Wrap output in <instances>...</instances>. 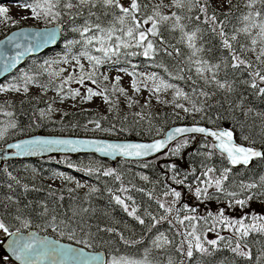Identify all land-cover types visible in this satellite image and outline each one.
<instances>
[{
  "label": "snow or ice",
  "instance_id": "obj_1",
  "mask_svg": "<svg viewBox=\"0 0 264 264\" xmlns=\"http://www.w3.org/2000/svg\"><path fill=\"white\" fill-rule=\"evenodd\" d=\"M222 2L230 5L229 11L222 13L223 19H218L220 14L213 8L210 0H170L169 4L160 0L154 5L151 0L147 2L145 0H31L30 3H25L24 7L30 9L29 18L43 21L45 27L26 28L6 40H0V67H2L0 75L15 68L26 54L40 51L49 45H56L62 39L65 51L59 58L44 60L38 65L39 71L21 70L19 76L13 77L11 81L0 83V94L16 93L28 97L31 87L35 86L43 92L49 89L55 90L61 102L67 98L73 100L79 98L80 102H88L94 97H99L108 105V111L113 112L121 96L126 99L129 108L139 103L125 87L121 86L124 77L127 76L131 78L130 88L134 93L139 94L143 87L151 96H155L158 102L170 103L174 109H180L193 118L199 114L200 120L206 119L208 123L216 126L205 127L201 126L200 121H195L191 126L172 128L162 139H152L151 142L143 143L55 136H33L7 143L5 155L0 157L2 159H8L7 150L12 149L14 151L10 155L15 157L53 152L91 151L113 159L123 157L144 160L162 151L164 158H183L182 153L197 142V135L203 137L199 148L189 154L204 158L200 161L199 172L191 161L187 163L184 174L177 162L166 163L165 179L170 180L171 183L163 184V191L159 196L154 192L146 193L158 206L157 212L144 209L141 213L140 206L129 194L132 190L145 193L143 188H136L135 185L129 188L123 183L115 190L107 188L110 203L114 202L127 216L145 226L147 232L157 230V234L151 240V248H145L139 256L121 254L118 249L111 253L85 251V248L94 247L91 241L101 232L115 234L127 246L141 243V240L126 238L115 227L96 226V233H93L92 225L84 218V214L90 212L94 214L96 209L88 207L74 210L71 217L58 219V215L53 214L45 220L46 228L58 231L61 236L67 235L68 240L85 247L61 244L59 240H52L47 236L41 238L36 233L24 235L22 229L30 228L32 220L25 217L17 207L14 214L8 213V215H11L13 221L18 222L19 227L15 231H10L5 213H0V233L14 237L9 241L8 247L20 264H154L150 258L152 249L164 250L173 245L183 259L175 261L169 256L167 264H186V261L193 264H237L238 259L245 264H264V201H261L260 211L254 207V203L264 197V175L258 180L247 182L241 180L239 183L233 181L231 185L234 187L229 185L233 168L240 165L248 168L254 160L264 161V149L257 147L255 139L249 135L243 137L249 142L247 145L237 143L234 129L221 128L216 123L222 118L221 116L217 115L214 119L208 115L210 109L223 106L219 100L210 103L217 92L224 94L229 110L243 108L246 97L242 93L239 94L238 101L229 100L231 94L237 93V83L251 89L256 97L264 99V0H246L244 6L247 12L236 18L242 26H233L231 31L227 30L229 20L233 16L231 8H237L238 5L233 4L232 0H222ZM257 5H260V8H257ZM162 8H168L169 13L165 14ZM173 8L181 12L186 9L187 13L196 9L199 14L183 15L181 12L171 11ZM8 13L7 7L0 6V17L5 21L11 19ZM185 19L190 22L195 20L198 23L193 29L188 30V25L183 23ZM77 20H81L82 23H77ZM48 25L52 26L48 27ZM66 25L67 31L77 34L78 38L64 39ZM200 25H207V28L203 29ZM164 30L180 33L176 44L165 38ZM206 33H211L214 38L219 39L222 54L215 61L203 55L206 51H212L211 48L205 47ZM241 36L245 38L243 42ZM19 37H23L28 43L21 45ZM6 44H13L18 49L14 56L6 54L4 50ZM177 44H183L188 49V54L178 61L174 71L162 63L148 65L161 68L168 79L155 71L140 72L138 70L140 65L133 62L132 58L137 57L155 62L161 54L174 59L181 57L183 53ZM21 48L23 50H19ZM77 48L78 50L73 52V49ZM82 61H86L87 66ZM59 65L67 67H54ZM229 70L232 73L231 78ZM221 72L224 74L223 77ZM64 73L67 75H63ZM45 74L48 79L42 82L39 77ZM245 74L246 78H243ZM170 80H181L185 83L191 81V92H186ZM72 84L78 87L73 88ZM168 90H173L172 100H161L160 94ZM180 100L186 101L187 106L179 102ZM25 103H31V100L20 101L21 105ZM150 103L151 97L145 101L143 107H148ZM14 107L10 99L0 102V114L13 118L0 126V141H5L9 130L18 129L14 111L8 110ZM54 111L51 103L48 104L47 111L38 110L42 119L49 117ZM249 114L261 119L258 134L264 137V113L249 107L244 111V115ZM174 115L177 118L180 116L179 112H174ZM135 116L141 120L145 118L140 112L135 113ZM103 119L107 117L102 116L90 120L89 123L94 124L93 130L112 132L115 125L111 128H103L101 125ZM119 131L124 132L127 129L122 127ZM172 142H175L174 145ZM261 143L264 144V139ZM0 147L4 146L0 145ZM217 154L222 162L226 161L229 166L218 168L209 163ZM151 163L152 161L143 162L141 166L148 168ZM67 167L77 166L67 162ZM77 170H82L89 176L96 174L97 179L100 176L112 177L116 181L122 179L114 168L102 169L89 166ZM4 171L7 172V169ZM7 175L17 184L20 183L11 172H7ZM53 175L56 178L71 180V177L62 172ZM140 178L149 180L147 175H141ZM76 186L84 187L79 182ZM8 187L11 189L12 185L9 184ZM23 187L28 190V185ZM68 191L71 192L72 189ZM89 191L96 193L99 189L93 186ZM186 197L194 198L199 204L215 201L216 210L209 209L205 214H200L198 206L183 202ZM60 199L62 200L63 197ZM7 200L18 203L12 196L7 197ZM0 204H4L7 212L9 205L3 201H0ZM42 208L41 216L48 217V206L43 204ZM78 216L79 220L76 219ZM145 217L148 218L147 223ZM164 223L170 226V231L174 230L176 237L181 238L178 243L165 231L159 230L158 226ZM77 229L84 234L82 237L78 238ZM224 232L228 235H223ZM210 234H214V238H209ZM224 251L229 252L231 256H223L216 260L217 254Z\"/></svg>",
  "mask_w": 264,
  "mask_h": 264
},
{
  "label": "trees",
  "instance_id": "obj_2",
  "mask_svg": "<svg viewBox=\"0 0 264 264\" xmlns=\"http://www.w3.org/2000/svg\"><path fill=\"white\" fill-rule=\"evenodd\" d=\"M4 2H18L25 4L30 3L31 0H0V4ZM236 5H238L237 8H231L233 16L229 20L227 29L229 31H231L233 26H242L240 21L236 18L239 17L242 13L247 12V9L244 6H240L239 3ZM213 8L216 9L214 6ZM257 8H260V5H257ZM229 9L225 11H219L218 9H216L220 14L218 15V19H223L224 17L222 13L229 11ZM177 11L181 12V10ZM181 14L195 16L199 13L196 9H194L191 13H187V10L185 9L181 12ZM77 23H82V21L77 20ZM183 23L188 25V30H191L197 25L198 22H196L195 20L191 22L186 20ZM18 26V24L13 23L11 29H14ZM67 27L68 26L66 25L64 39L78 38L77 34L67 31ZM200 27L206 29L207 25H200ZM163 35L166 39L170 40L171 43L176 44V41L179 39L180 33L178 31L168 32L167 30H164ZM240 39L242 42L245 40L243 36H241ZM204 40L206 42V49L211 48L212 51H206L203 55H205V58H209L215 61L222 54L219 46V39L214 38L211 33H206L204 36ZM60 43L61 46L58 45L56 49L60 47H62L60 49L64 48L63 39ZM177 47L181 49L183 55L175 59L164 54L158 56L155 62L148 61L143 57L132 59L133 62H141L145 69H148L151 72L155 71L161 76H164L165 79H168L161 68L149 67L148 65L152 63H162L167 65L170 70L174 71L178 61L184 59L188 54V49L183 44H177ZM77 50L78 48L73 49V52H76ZM44 55L45 54L39 55L36 58L39 61H42ZM23 67L24 69L28 70L39 71L38 65L31 64L28 60L25 62ZM223 75V72H221V77H223ZM229 76L230 78L232 76L231 70H229ZM193 78H195L194 74ZM243 78H246V74ZM39 79L44 82L48 78L45 74L43 76H40ZM170 82L182 87L186 92H191V81L185 83V81L181 80H170ZM200 83L202 84V81H200ZM241 93L246 97L243 108L229 110L228 101L224 99V94L221 92H217V95L213 98L212 101H210V103H215V101L219 100L221 101V104L223 106L210 109L208 115L212 116L214 119L217 115L221 116L222 118L219 119L216 123L221 128L234 129L235 136L238 142L248 144L249 142L245 141L243 137L245 135H249L252 139H255L256 146L258 147L260 145H263L261 143V140L264 139V137L258 134L260 132L261 119L257 116H254L253 114L245 116L244 111L247 108L251 107L257 112L264 113V99L256 97L252 94L251 89H247L244 85L237 83V93L231 94L229 100L232 102L238 101L239 94ZM31 98L32 97L26 98L30 99L31 103H25L21 105L20 102H13L15 107L8 109L9 111H14V119L18 123V129L9 130L8 138L5 140L4 144L25 136L39 133L152 140L163 135L165 130L174 124H193L195 121H200V124H205L209 127L216 126L208 123L206 119L200 120L199 114H197L193 118L192 116L185 114L182 110L181 112H179L178 110H174L162 105L156 110L146 108H132L127 112L122 111L119 106H117V108L113 112H109L107 110L105 113H98L92 109L81 108L79 110L68 113V115H63L59 120H54L51 115L42 119L39 116L38 110L44 109L46 111L47 105L41 98ZM138 112L144 114L145 118L143 120L135 116V113ZM174 112H179V118L174 115ZM149 113L150 115H148ZM102 116L107 117V119L101 120L102 127L111 128L113 125H115V129L111 133L116 134V137L108 136V134L99 130H93L95 126L94 124H90L89 121L99 119ZM125 117L127 119H125ZM137 121L139 122L137 123ZM36 125L39 126L37 127ZM73 125H75V127H73ZM122 127L126 128L127 131L120 132L119 129ZM20 129H23V131H21ZM157 129H159V134H157ZM202 142L203 137L197 138V142L192 144L188 149L185 150L184 153H182L183 158H164L163 153H161L150 159L138 162L120 160L116 163H110L100 160L95 155H55L36 159L7 161L0 167V201L8 204L9 207L7 209V212H5L4 204H0V213H5L6 221L10 225V231H15L16 228L19 227V224L18 222L13 221L11 215H8V213L14 214L16 208L18 207L21 209V212L25 217H28L32 220V226L28 229H22V231L34 229L39 233L45 234L47 230L51 229L45 227V220L47 218H50L51 215L56 214L58 215L59 219L71 217L74 210L78 211L83 207H88L90 209L94 208L96 209V212L94 214L91 212L88 214H84V218L87 219L90 225H92L91 231L93 233H96V226L115 227L119 231H121L126 238L141 240V243L134 246H127L123 244V242L120 241L119 237L115 234L101 232L98 233L91 241L94 247L88 249L102 250L103 252L107 253H111L114 250L118 249L121 254L139 256L140 254H142L145 248L152 247L151 240L157 234V230L153 229L151 233L147 232L145 226L140 225L135 219L127 216V214L123 212V210L114 202L110 203V195L107 192V188H112L113 190H115L116 188L121 186V183L129 188H131V185H135L136 188H143L145 189V193L132 190L129 194L134 197L137 204L140 206L141 213L144 209L157 212L158 206L156 205L154 200L149 199L146 193L154 192L155 195L159 196L163 191V184L171 183L170 180L165 179L166 169L164 168V165L166 163L177 162L181 168L182 174H184V172L187 170V163L191 161L192 165L197 167L199 172L200 161L204 158L202 156L193 157L189 154L192 153L194 149L199 148L200 143ZM202 151L204 150L202 149ZM158 156L161 158L157 159ZM147 161H152L150 166L148 168L142 167V163ZM67 162H71L77 167L69 168L67 167ZM209 163L214 164L218 168L229 166L227 165L226 161L222 162L218 154L214 156L212 160L209 161ZM89 166L101 167L102 169L114 168L116 169L117 173L121 175L122 179L121 181H116L112 177L104 176H100L99 179H97L96 174L89 176L86 175L84 171L77 170V168L84 169ZM4 169H7V172H11L12 175L20 181V183L17 184L14 180H12L7 175V172L4 171ZM55 170H60L61 172H69L72 175L89 180L95 185V187L99 189V191L96 193H90V188H88L85 191L80 192L73 188L68 183V181H65V183L61 187H54L46 182L45 177L52 175ZM141 175H147L149 177V180H142L140 178ZM261 175H264V161L255 160L248 168H233V172L230 175L229 185H231V182L233 181L235 183H239L241 180L245 182L250 180H258ZM9 184L12 185L11 189L8 187ZM23 185H28L27 191L24 189ZM173 186L176 187L175 185ZM231 186L234 187V185ZM68 189H72V191L70 192L68 191ZM186 191L187 190L185 189V192ZM9 196H12L14 198V201H18V203L8 201L7 197ZM60 197H63V199L61 200ZM261 201H264V197L260 198V200L254 203V207L257 209V211L261 210ZM183 202L198 206V212L200 214H205L209 209L215 211L217 207L215 201L206 202L205 204H199V202L195 201L194 198L190 197H186ZM43 204H46L49 208L48 217L41 216V213L43 211ZM26 205L28 207H25ZM105 213H107V215H105ZM76 219L79 220L80 217L78 216L76 217ZM145 219L147 223L148 218L145 217ZM158 228L160 231H165L166 234L169 235L170 238H173L177 243L181 239L180 237L175 236L174 230H169L170 226L167 223L159 225ZM222 234L228 235L227 232H224ZM83 235L84 234L80 232L79 229H77L78 238L82 237ZM58 238L63 241H70L75 243V241L68 240L67 235L61 236L59 232ZM257 239H259V237H257ZM105 241H111V243H105ZM81 246L85 247L82 244ZM169 256H171L175 261L183 259V257H181L175 251V245L170 246L164 250L153 248L150 258L154 261V264H167ZM223 256H231V254L227 251H224L222 253H218L215 259L219 260ZM186 264H193V262L186 261ZM237 264H245V262L238 259Z\"/></svg>",
  "mask_w": 264,
  "mask_h": 264
},
{
  "label": "rangeland",
  "instance_id": "obj_3",
  "mask_svg": "<svg viewBox=\"0 0 264 264\" xmlns=\"http://www.w3.org/2000/svg\"><path fill=\"white\" fill-rule=\"evenodd\" d=\"M145 2H147V0H145ZM151 2L154 5V4L159 3L160 0H151ZM245 2H246V0H232L233 4L239 3L240 6H244ZM164 3L169 4L170 0H164ZM211 3L219 11H225V10L230 8V5L226 2H222V0H211ZM24 5H25L24 3H18V2L17 3L4 2V3L0 4V6L7 7L9 9L8 15L11 18L10 20L5 21L2 17H0V39L8 31L11 30V27H12V24L14 23V21H18V23H16V24H18L19 26H34V27H44L45 26L43 21H37L35 19L29 18L30 17V9H26L24 7ZM161 10L165 14H168L170 11L168 8H162ZM171 11H177V9L173 8V9H171ZM186 20L187 19H185L183 22H185ZM48 26H52V25H48ZM60 48H62V47H60ZM60 48L54 49V50H51V51H48L47 53H45L42 61H39L36 57L29 58L28 61L31 64L39 65V64H42L44 60H48V59H51L54 57L59 58L60 56L63 55V53L65 51L64 48L63 49H60ZM82 62L85 63L87 66L86 61H82ZM134 63H137L140 65V68L138 69L140 72H146V73L151 72L148 69H145L141 62H134ZM122 66L127 67V65H122ZM54 67H67V66L66 65H59V66H54ZM21 70L29 71V72L32 71V70L24 69V67L22 66L15 73H13L9 77L2 80L0 83H7V82L11 81L13 79V77L19 76ZM129 70H131V69H129ZM63 75H67V73H64ZM111 75H115V73H111ZM130 81H131V78L125 76L122 83H121V86L125 87L129 91V94L132 95L134 99L138 100L139 103L134 104L131 108H129L127 106L126 99L121 96L119 98L118 106L122 111L127 112L132 108H135V109L146 108V109H155L156 110L161 105L174 109V107L170 103L169 104H163V103L158 102L157 99L155 98V96H151L149 91L147 89H144L143 87H142V91L139 94L134 93L130 88ZM58 82L59 81H57V83ZM101 86H103V85H101ZM71 87L75 88V87H78V85L72 84ZM109 87H110V85H109ZM81 90L83 91V89H81ZM28 97H36V98L43 99L44 103L47 105V108H48V104L51 103L52 107L55 109V111L52 112L50 115L53 117L54 120H59L64 115V113H70L72 111H76V110H79L81 108L92 109L98 113H105L108 110V105L105 104L102 101V99L99 97H94L92 101H88V102H80L79 98H77L76 100H73L71 98H67L63 102H61L60 97L57 95L55 90L49 89L48 91L43 92L40 88H37L35 86L31 87V90H30ZM150 97H151V103L149 104V106L143 107V105L145 104V101L148 100ZM26 98L27 97H25L21 94H16V93L0 94V102H3L5 100H9V99L12 100L13 102H20L21 100H24ZM172 98H173V90H168L167 92L160 94L161 100L171 101ZM179 102L185 103L187 106L186 101L180 100ZM47 108H46V111H47ZM174 110H178L179 112H181L180 109H174ZM8 120H10L9 117H5L4 115L0 114V126H2ZM105 133L108 134V136H114V137L117 136L116 134H113L111 132H105ZM7 138H8V136L6 137V139ZM4 142L5 141H0V145H4ZM54 173H61V171L55 170L53 172V174ZM62 173L71 177V180H64L62 178H56V177H54L53 174L45 177V180L47 183H49L50 185H52L54 187H61L65 183V181H68V183L72 187H74L76 190H78L80 192H83L86 189L95 186L89 180L83 179L79 176L72 175L69 172H62ZM77 182H79L80 184H83L84 187L78 188L76 186ZM47 234L54 236V237H58V232L53 231L52 229L47 230ZM5 236H6V234L0 233V245L2 244V241L4 240ZM209 238H214V234H210ZM0 264H15L6 256V254L3 252L1 247H0Z\"/></svg>",
  "mask_w": 264,
  "mask_h": 264
},
{
  "label": "water",
  "instance_id": "obj_4",
  "mask_svg": "<svg viewBox=\"0 0 264 264\" xmlns=\"http://www.w3.org/2000/svg\"><path fill=\"white\" fill-rule=\"evenodd\" d=\"M45 27V26H44ZM44 27H34V26H19V27H16L14 29H11L10 31H8L0 40H6L8 37L12 36L14 33H19L21 32L23 29H26V28H34V29H40V28H44ZM48 27H51V26H48ZM19 43H21V45H26L28 43V41H26L23 37H19ZM60 42H58L56 45H49L47 46L46 48H43L41 49L40 51H37V52H33V53H30V54H26L20 61V63L15 67V68H12L10 69L8 72H4L2 75H0V82L2 80H4L5 78L9 77L10 75H12L13 73H15L19 68H21L25 62L29 59V58H32V57H37L39 55H42L44 54L46 51H49V50H53L56 48L57 45H59ZM4 50L6 52V54L8 56H14L16 51H18V49H16L14 47L13 44H6L4 46ZM19 50H23L22 48L19 49ZM0 72H2V67H0ZM192 124H174L170 127H168L165 132L163 133V135H161L160 137H157L155 139H162L164 138V135L170 131L172 128L174 127H180V126H191ZM201 126H205V127H209V126H206L204 124H201ZM33 136H45V137H48V136H55V137H63V138H71V139H97V140H105V141H113V142H140V143H143V142H151V140H139V139H130V138H106V137H89V136H76V135H58V134H42V133H39V134H33V135H29V136H25V137H22V138H19V139H16V140H13V141H10V142H7V143H14L20 139H28V138H31ZM202 136L200 135H197V138H200ZM235 139H236V136H235ZM236 142L237 143H240L237 141L236 139ZM6 143V144H7ZM175 143V142H172V144ZM6 144H4L3 146L4 147H0V157H3L5 155V148H6ZM243 144V143H241ZM247 145V144H246ZM259 148H262L264 149V144L263 145H260L258 146ZM14 151L12 149H8L7 150V153L9 155V158L8 159H2L0 158V167L3 165V163L7 162V161H10V160H26V159H36V158H43V157H50V156H55V155H70V156H78V155H95L97 156V158H99L100 160L102 161H107V162H110V163H116L120 160H123V161H130V162H138V161H144V160H147V159H150L152 157H155L161 153H163V151L161 153H158V154H155L154 156H151V157H147V158H144V160H133V159H125L123 157H116L115 159L111 158V157H105L103 155H101L100 153H95V152H91V151H84V152H77V153H72V152H53V153H44L42 155H37V156H20V157H15V156H11L10 153ZM255 161V160H254ZM253 163V162H252ZM251 163V164H252ZM240 167H244L243 165H240V166H237L235 167V169L237 168H240ZM24 235H28L29 233H36L38 234L41 238L47 236L49 237L50 239L52 240H59L61 244H70L72 245L73 247H83L81 245H77L76 243H73V242H70V241H63V240H60L54 236H51L47 233L45 234H42V233H39L37 231H35L34 229H29V230H25V231H22ZM12 239H14V237H11V236H5L4 240L2 241V247L1 249L3 250V252L6 254V256L15 264H20V261H18L16 259V257L11 253L9 247H8V243L9 241H11ZM85 251H98V252H103L102 250H90L88 248H85Z\"/></svg>",
  "mask_w": 264,
  "mask_h": 264
},
{
  "label": "bare ground",
  "instance_id": "obj_5",
  "mask_svg": "<svg viewBox=\"0 0 264 264\" xmlns=\"http://www.w3.org/2000/svg\"><path fill=\"white\" fill-rule=\"evenodd\" d=\"M59 42H61V40Z\"/></svg>",
  "mask_w": 264,
  "mask_h": 264
}]
</instances>
